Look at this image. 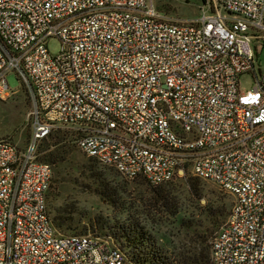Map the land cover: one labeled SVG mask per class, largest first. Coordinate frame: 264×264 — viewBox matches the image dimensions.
Returning <instances> with one entry per match:
<instances>
[{"label":"built area","instance_id":"obj_1","mask_svg":"<svg viewBox=\"0 0 264 264\" xmlns=\"http://www.w3.org/2000/svg\"><path fill=\"white\" fill-rule=\"evenodd\" d=\"M213 1L227 17L210 0L193 19L152 0H0V100L17 91L13 71L32 119L23 149L0 137V264H134L110 235L53 224L52 167L37 156L56 127L127 179L213 181L233 202L210 264H264V70L251 45L264 0Z\"/></svg>","mask_w":264,"mask_h":264},{"label":"rangeland","instance_id":"obj_2","mask_svg":"<svg viewBox=\"0 0 264 264\" xmlns=\"http://www.w3.org/2000/svg\"><path fill=\"white\" fill-rule=\"evenodd\" d=\"M207 1L152 0V3L155 9L167 17L193 19L203 11L209 10ZM210 3L212 10H215L217 5L218 11L222 15L228 16L221 5L213 0H210ZM257 33L260 37L252 39L251 45L255 52V68L263 71L264 31ZM46 47L51 54H55L59 48L58 39L53 36L48 37ZM5 78L8 89L17 91L6 99L0 100V137L8 139L21 150L26 146L32 131V119L29 116L31 101L25 86L20 85V81L13 71L7 72ZM238 81L241 90L249 89L253 85V78L249 74H240ZM56 130L64 133L65 152L60 154L61 160L51 165L52 178L47 194V204L49 212L51 211V217L54 209H66L67 212H70H65L64 215L71 217L73 225L75 223L87 225L86 232H94L100 236L110 235L115 243L118 238L104 226L106 224L117 226L120 222L126 223L132 219L138 221L160 243H177L180 239L183 240L184 236L191 235L194 227L183 228L174 222L173 216H169L162 209H159L158 205L153 204L151 186L144 179H127L121 176L113 167L83 154L76 147L70 128L56 127L50 134ZM50 134L43 138L39 144L42 142L45 147L51 143ZM52 147L49 144L48 149H52ZM44 152L45 150L40 151L38 149L37 157H40ZM189 177L196 176L188 171L185 176L173 179L171 182L176 185L179 203L187 211V215L190 214L191 220H193L192 214H195V221L207 225V221L203 219L201 213L208 200L215 201L217 197L224 196L225 201L232 204L233 196L213 181L196 177L194 182L202 194L201 199L197 202L188 191L186 182ZM109 192L116 193L111 197L112 200L105 196ZM90 223L91 226H89ZM59 230L70 233L63 229Z\"/></svg>","mask_w":264,"mask_h":264},{"label":"trees","instance_id":"obj_3","mask_svg":"<svg viewBox=\"0 0 264 264\" xmlns=\"http://www.w3.org/2000/svg\"><path fill=\"white\" fill-rule=\"evenodd\" d=\"M64 138V133L59 132V130L50 134L51 143H48L45 147L42 142L38 145L40 151L45 150L38 157L39 160L50 165L61 160L60 154L65 152ZM49 144L53 146L52 149H48ZM195 178L189 177L186 183L189 193L198 202L202 194L200 188L194 182ZM149 186H151L153 204L158 205L159 209H162L169 216H173L174 222L183 228L194 227L191 235L184 236L183 240L180 239L177 243H160L155 236L146 231L145 227L132 219L126 223L120 222L117 226L107 224L104 226L118 238L116 243L125 251L134 264H210V240L214 234L213 232L227 217L231 203L225 201L224 196L217 197L215 201L208 200L201 213L203 219L207 221V225H204V223L194 220L195 214H192L193 220H191L189 213L187 215V211L181 207L179 198L176 195L177 187L171 181L158 185L149 184ZM113 194L116 193L109 192L105 196L112 200ZM65 212L67 211L63 208L53 210L52 222L58 229L70 233L86 232L87 225H79L78 223L73 225L71 217L65 216ZM89 226H91V223Z\"/></svg>","mask_w":264,"mask_h":264}]
</instances>
